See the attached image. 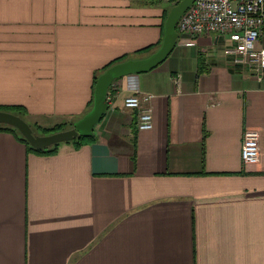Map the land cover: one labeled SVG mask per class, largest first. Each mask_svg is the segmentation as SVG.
Instances as JSON below:
<instances>
[{
  "label": "crops",
  "instance_id": "1",
  "mask_svg": "<svg viewBox=\"0 0 264 264\" xmlns=\"http://www.w3.org/2000/svg\"><path fill=\"white\" fill-rule=\"evenodd\" d=\"M178 1L0 0V107L48 128L79 120L95 76L155 52ZM229 44L179 38L115 80L79 148L37 154L0 131V264H264V68L232 64ZM137 92L154 95L152 129L125 106ZM249 128L256 164L241 156Z\"/></svg>",
  "mask_w": 264,
  "mask_h": 264
},
{
  "label": "built area",
  "instance_id": "2",
  "mask_svg": "<svg viewBox=\"0 0 264 264\" xmlns=\"http://www.w3.org/2000/svg\"><path fill=\"white\" fill-rule=\"evenodd\" d=\"M180 34L191 36L216 33L227 36L230 44L223 53L232 64L256 65L264 68V48L256 49L264 32V0H195L177 23ZM193 42H188L192 44ZM152 94L138 92L125 99V106L139 111L138 129L154 127L152 107L144 102ZM110 100V96H109ZM261 135L258 129L245 131L241 156L245 164H256L261 158Z\"/></svg>",
  "mask_w": 264,
  "mask_h": 264
},
{
  "label": "water",
  "instance_id": "3",
  "mask_svg": "<svg viewBox=\"0 0 264 264\" xmlns=\"http://www.w3.org/2000/svg\"><path fill=\"white\" fill-rule=\"evenodd\" d=\"M195 0H179L172 6L165 21L164 37L161 46L147 57L128 59L106 69L98 78L94 89L92 108L72 128L50 134H35L29 122L22 116L0 109V124H7L19 130L24 138L35 148L43 149L56 143L72 141L78 136H92L95 125L102 119L109 107V89L120 77L152 70L164 62L171 54L179 38L190 37L180 34L177 23Z\"/></svg>",
  "mask_w": 264,
  "mask_h": 264
},
{
  "label": "trees",
  "instance_id": "4",
  "mask_svg": "<svg viewBox=\"0 0 264 264\" xmlns=\"http://www.w3.org/2000/svg\"><path fill=\"white\" fill-rule=\"evenodd\" d=\"M124 60H127V59L124 58V59L115 60L111 64L107 65L104 69L106 70L107 68H109L113 64H115L117 62L124 61ZM98 77L99 76H95L94 87L96 85ZM92 102H93V100H92ZM0 109L13 112L15 114H18V115L22 116L23 118H25V116L27 114L26 110L24 108L20 107V106H17V107H0ZM29 124L33 128V131H34L35 134H50V133H53V132H56V131L72 128L74 122L56 124V125H54L51 128L42 127V126H40L39 124H36V123H30L29 122ZM0 131L12 132L15 136H17L21 141H23L28 146V149L30 151L35 152L37 154H43V155L55 154V153H57L59 151V147L63 143V142L56 143V144H54V145H52L50 147H46V148H43V149H38V148L33 147L28 142V140L23 137V135L19 132V130L17 128L13 127V126H10V125H7V124H0ZM93 139H94V135H92V136H78L76 139H74L72 141H67V143H72L76 148H79L83 144L93 141Z\"/></svg>",
  "mask_w": 264,
  "mask_h": 264
},
{
  "label": "rangeland",
  "instance_id": "5",
  "mask_svg": "<svg viewBox=\"0 0 264 264\" xmlns=\"http://www.w3.org/2000/svg\"><path fill=\"white\" fill-rule=\"evenodd\" d=\"M46 128H48V127H46Z\"/></svg>",
  "mask_w": 264,
  "mask_h": 264
}]
</instances>
